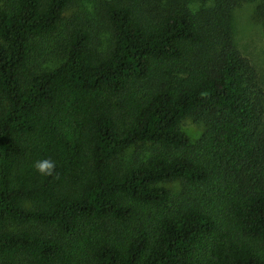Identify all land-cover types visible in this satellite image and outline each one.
<instances>
[{"label": "trees", "instance_id": "trees-1", "mask_svg": "<svg viewBox=\"0 0 264 264\" xmlns=\"http://www.w3.org/2000/svg\"><path fill=\"white\" fill-rule=\"evenodd\" d=\"M79 1L0 0V264H264L245 0H96L64 19ZM53 41L56 64L30 66Z\"/></svg>", "mask_w": 264, "mask_h": 264}, {"label": "rangeland", "instance_id": "rangeland-1", "mask_svg": "<svg viewBox=\"0 0 264 264\" xmlns=\"http://www.w3.org/2000/svg\"><path fill=\"white\" fill-rule=\"evenodd\" d=\"M96 0H81L73 9H69L64 14V19H69L74 13L80 12L87 14L92 10V3ZM258 0H245L233 11V25L236 42L240 50L251 60L259 74L261 84L264 87V22L260 21L255 15V6ZM82 15V16H83ZM103 37L104 42L105 38ZM44 43L40 50L34 51L29 60L30 66L41 64L44 67H51L60 59L57 56L58 44L53 41L51 45ZM36 69V68H33ZM182 129L189 136L191 142H195L202 132V127L194 123L191 119H185L181 124Z\"/></svg>", "mask_w": 264, "mask_h": 264}, {"label": "clouds", "instance_id": "clouds-1", "mask_svg": "<svg viewBox=\"0 0 264 264\" xmlns=\"http://www.w3.org/2000/svg\"><path fill=\"white\" fill-rule=\"evenodd\" d=\"M34 168L43 176H53L55 174L56 163L51 159H42L35 162Z\"/></svg>", "mask_w": 264, "mask_h": 264}]
</instances>
